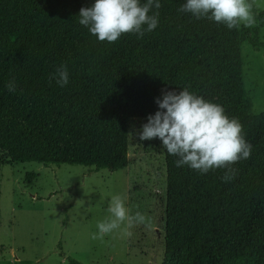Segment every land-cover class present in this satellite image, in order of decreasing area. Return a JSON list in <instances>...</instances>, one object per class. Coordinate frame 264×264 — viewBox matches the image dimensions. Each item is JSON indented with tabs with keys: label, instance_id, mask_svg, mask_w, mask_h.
Masks as SVG:
<instances>
[{
	"label": "trees",
	"instance_id": "obj_1",
	"mask_svg": "<svg viewBox=\"0 0 264 264\" xmlns=\"http://www.w3.org/2000/svg\"><path fill=\"white\" fill-rule=\"evenodd\" d=\"M94 2L0 0V168L124 170L130 121L154 114L162 90L188 88L236 118L252 150L224 182L225 169L177 167L163 149L162 264H264V113L249 114L241 58L243 44L256 51L263 44L243 24L228 29L178 12L186 0H160L158 26L141 38L101 42L79 24L81 7ZM248 4L264 28V12ZM61 64L69 71L63 87L51 78Z\"/></svg>",
	"mask_w": 264,
	"mask_h": 264
},
{
	"label": "rangeland",
	"instance_id": "obj_2",
	"mask_svg": "<svg viewBox=\"0 0 264 264\" xmlns=\"http://www.w3.org/2000/svg\"><path fill=\"white\" fill-rule=\"evenodd\" d=\"M249 1L255 14L264 12V0ZM250 30L263 44L256 51L245 43L241 50L249 114L255 116L264 113V28L255 23ZM146 122L130 121V162L121 171L38 163L2 166L0 264H162L164 153L159 138L141 141L136 135ZM116 195L127 215L140 212L144 222L125 220L93 239L99 222L114 219L108 208Z\"/></svg>",
	"mask_w": 264,
	"mask_h": 264
},
{
	"label": "clouds",
	"instance_id": "obj_3",
	"mask_svg": "<svg viewBox=\"0 0 264 264\" xmlns=\"http://www.w3.org/2000/svg\"><path fill=\"white\" fill-rule=\"evenodd\" d=\"M160 0H95L90 7H81L79 24L101 42L117 41L122 34L133 33L137 38L158 26ZM153 9L157 11L153 12ZM251 5L246 0H186L178 12L191 13L197 19L207 18L224 22L228 29L252 27L256 21ZM146 26V27H145ZM57 85L63 87L69 82V71L61 64L51 74ZM9 92L16 91L13 79L6 85ZM158 110L147 117V122L136 132L139 140L159 138L163 149L169 155L177 156V167L187 165L200 173L217 168L225 169L223 180L235 178V162L251 156L252 145L242 135V125L236 118H229L224 108L205 100L189 91L162 90V98L155 100ZM108 211L114 219L97 224L98 232L93 239L103 238L121 222H144L145 216L137 212L135 216L126 214L119 195L113 196Z\"/></svg>",
	"mask_w": 264,
	"mask_h": 264
}]
</instances>
